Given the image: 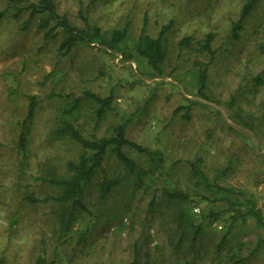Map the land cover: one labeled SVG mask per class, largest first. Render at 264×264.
Masks as SVG:
<instances>
[{"label": "rangeland", "instance_id": "374dc122", "mask_svg": "<svg viewBox=\"0 0 264 264\" xmlns=\"http://www.w3.org/2000/svg\"><path fill=\"white\" fill-rule=\"evenodd\" d=\"M243 1L82 0L91 23L104 33L126 28L127 37L118 52L77 45L66 56L57 51V41L42 38L34 22L22 31L26 15L14 20L6 13L0 19V258L6 264H34L43 251L56 264H130L136 253L137 264H230L235 257L264 264V230L253 221L229 228L226 216L213 223L201 220L218 211L219 203L205 200L209 194L184 163L202 160L210 183L242 190L264 217V0L233 39L231 25ZM55 3L59 14L81 25L76 0ZM6 8L0 0V12ZM144 22L150 37L172 24L164 37L166 59L159 76L135 51ZM208 34L213 59L201 51ZM185 38L189 45L180 47ZM203 69L206 100L197 94L196 76ZM258 76L262 83L256 85ZM83 90L110 98L100 118L95 103L80 102L74 117L84 135L109 136L127 122L126 138L161 157L151 161L125 148L140 170L131 174L108 156L84 188L86 211L74 213L64 235L57 203L29 204L24 198L55 196L58 190L38 178L54 170L63 174L66 161L78 152L73 144L48 136L57 114L49 95L68 93L73 100ZM31 95L38 107L21 173L15 144ZM104 177L118 178L120 184L102 199L98 183ZM160 188L182 191L189 201H166ZM182 208L202 227L194 242L193 231L180 226ZM86 227L90 234L78 243Z\"/></svg>", "mask_w": 264, "mask_h": 264}, {"label": "trees", "instance_id": "16d2710c", "mask_svg": "<svg viewBox=\"0 0 264 264\" xmlns=\"http://www.w3.org/2000/svg\"><path fill=\"white\" fill-rule=\"evenodd\" d=\"M6 3L7 8L4 12H0V19L6 13H11L14 20H18L22 15H26L27 20L22 23V31H27L31 23H35V29L41 32L42 38L46 41H57V51L62 56H66L77 45L91 46L96 45L104 47L111 52H118L119 45L124 42L127 37V29L112 30L109 33H104L100 28L90 22L89 18L82 7V0H76L79 5L77 17L80 20V26L74 25L66 15L59 14L56 8L55 0H36L30 2L26 0H2ZM261 0H244L238 18L231 25V38L236 39L238 32L242 28V24L253 8ZM171 22L159 28L155 37H150L146 33V24L143 26L135 43L136 53L146 61L147 65L159 76L162 74L163 65L166 59V49L164 37L170 30ZM213 36L208 34L201 42V51L214 58V51L211 49ZM189 38L180 41L179 46L184 47L189 45ZM255 84H261L262 78L258 76L254 79ZM206 82L207 71L199 70L196 76L197 94L201 99L206 100ZM9 93L16 94L14 90H9ZM82 96L71 100V95L63 92L49 95L50 99L56 101V122L53 129L48 135L54 141H66L78 148L76 158L66 161L63 174H59L55 170L48 173L45 177L38 178L42 183L47 184L58 190L53 197L38 199L32 195L25 196L24 200L29 204L46 203L52 201L57 203L55 212L60 224V230L65 235L70 231V228L75 221L74 213L76 211H86L83 205L84 188L90 183L93 178L102 169V165L108 156H113L114 159L123 166V168L133 174L138 169L135 161L128 157L125 148H129L134 152L147 157L151 161L160 159V154L146 147H142L136 143L130 142L126 138L127 122L121 123L113 128L112 134L109 136L98 137L95 135L86 136L82 133L79 127L75 124V113L79 111L80 102L83 99L89 100L97 105L96 117L100 118L106 108L109 107L110 98H102L88 90H83ZM28 105L25 117L19 123V132L15 144V152L21 157L18 170L24 173L26 168V153L30 129L33 120L35 119L38 101L34 95L27 96ZM178 111V110H176ZM190 176L196 181L202 189L209 194V198L205 200L210 203H219L218 211H209L201 220H208L213 223L219 218L226 216L229 220L228 227L232 228L237 224L244 225L248 220L254 222L258 229L264 230V217L261 211L257 208L254 199L248 196L245 192L233 186H222L217 183H210L205 173L202 170V160L184 162ZM138 171H140L138 169ZM137 178H141V173L137 172ZM120 184L118 178L104 177L98 183V196L105 198L109 193ZM161 197L166 201L174 204H184L189 201L186 193L168 188H160ZM180 226L184 229L193 231V239L202 231L200 225H195L194 218L189 217L182 208L178 213ZM89 228L78 237V243H82L89 236ZM184 230L182 231V233ZM264 244V243H263ZM220 249V245H218ZM138 254L134 255V261L130 264H137ZM230 264H245L244 259L231 258ZM228 263V262H227ZM0 264H6L4 258H0ZM34 264H56L53 260H49L43 251Z\"/></svg>", "mask_w": 264, "mask_h": 264}]
</instances>
